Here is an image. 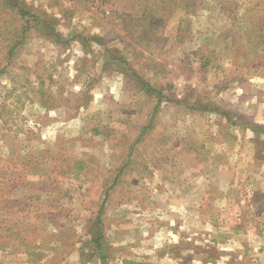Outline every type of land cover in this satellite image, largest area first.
Here are the masks:
<instances>
[{"label": "rangeland", "instance_id": "374dc122", "mask_svg": "<svg viewBox=\"0 0 264 264\" xmlns=\"http://www.w3.org/2000/svg\"><path fill=\"white\" fill-rule=\"evenodd\" d=\"M101 2L0 0V264L251 263L264 0Z\"/></svg>", "mask_w": 264, "mask_h": 264}, {"label": "trees", "instance_id": "16d2710c", "mask_svg": "<svg viewBox=\"0 0 264 264\" xmlns=\"http://www.w3.org/2000/svg\"><path fill=\"white\" fill-rule=\"evenodd\" d=\"M9 4H12L15 8H17L18 12L24 15V9L17 3H14V0H7ZM111 4V0H102L100 6L110 4V7L114 6V3ZM142 1L143 7L140 11L139 15L133 13L122 12L117 14V17L120 20V23L125 30H131L132 34L139 33L143 35H151V32L159 30V26L164 22L161 17H158L157 10L162 9L167 5H174L176 8H184L186 13H191L194 11L195 5L198 4V0H135ZM143 36V35H139ZM93 40H98L99 38L93 37ZM145 39V37L143 38ZM264 40V39H263ZM140 41V40H139ZM138 41V42H139ZM143 86H147L143 84ZM98 221V219H97ZM101 240L102 235L95 238V248L100 251L101 249ZM85 263V261H81Z\"/></svg>", "mask_w": 264, "mask_h": 264}, {"label": "crops", "instance_id": "0c3cea01", "mask_svg": "<svg viewBox=\"0 0 264 264\" xmlns=\"http://www.w3.org/2000/svg\"><path fill=\"white\" fill-rule=\"evenodd\" d=\"M248 230H247L248 231L247 236L249 237H247L246 239L247 243H245L246 245L244 244V246L251 247V249L254 251V253L251 254L252 259H251V263L249 264H262V262L264 263V234H261V233L254 234L252 232L253 231L252 229H248ZM240 251H241L240 254L243 257L246 256L247 254L246 248L243 247Z\"/></svg>", "mask_w": 264, "mask_h": 264}]
</instances>
